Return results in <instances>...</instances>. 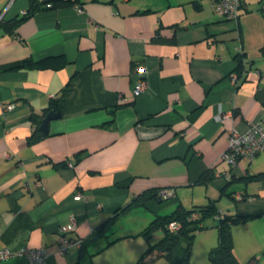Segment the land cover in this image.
I'll list each match as a JSON object with an SVG mask.
<instances>
[{"label":"crops","instance_id":"crops-1","mask_svg":"<svg viewBox=\"0 0 264 264\" xmlns=\"http://www.w3.org/2000/svg\"><path fill=\"white\" fill-rule=\"evenodd\" d=\"M82 1L40 11L12 34L0 28V248L45 247L46 264H88L103 239L84 253L76 244L58 252L71 217L78 229L69 238L87 240L111 219L116 230L141 193L169 189L172 212L216 200L229 216L254 217L232 226L235 253L263 263L264 181L242 179L264 172V152L234 170L221 156L231 132L264 112V0H243L238 20L218 16L210 0ZM29 6L0 0V22ZM239 54L249 62L240 78ZM27 60L50 63L28 68ZM142 63L148 89L135 97ZM73 77L61 117L42 133L32 116H44ZM36 130L46 136L29 144ZM205 173L211 179L200 184ZM205 232L209 253L218 230Z\"/></svg>","mask_w":264,"mask_h":264},{"label":"trees","instance_id":"trees-1","mask_svg":"<svg viewBox=\"0 0 264 264\" xmlns=\"http://www.w3.org/2000/svg\"><path fill=\"white\" fill-rule=\"evenodd\" d=\"M30 6L25 14L21 18H16L11 21H1L0 28L8 33H13L20 24L26 19L32 17L36 13L44 10H55L62 7L82 5V0H29ZM160 37H156L158 40ZM264 54V48L262 49ZM239 62L238 74L239 78L243 74L247 73L246 65L249 63L247 57L243 54L237 56ZM245 60L247 63L245 64ZM50 61L34 62L33 60L25 61L26 67H39L48 65ZM76 86V80L73 77L67 84L61 95L52 100L50 106L46 109L44 116H32V121L38 125H41L45 116L52 110L56 112L62 111V104L67 92L72 91ZM46 135L41 134L39 130H36L29 137V144L38 142ZM211 179V174L205 173L200 179V184H206ZM246 184L251 182L264 181V172H260L254 175H249L242 179ZM160 190L145 191L135 197L126 207L121 210V213L117 217L128 213L136 207H145L150 209L154 214V219L149 225L142 231L141 235L148 241L158 232L161 233L159 239L152 244L144 253L142 258L136 264H146L145 259L149 255H155L157 257H166L170 264H192L191 256L194 247V241L198 232H205L209 228L214 227L218 230V245L212 248L209 252V259L211 264H264V253L262 254L263 263H260L259 259L254 256L248 262H241L235 253V243L233 239L232 226L239 224L240 222L247 221L254 217H234L229 216L225 212H221L216 200L210 201L203 206H197L190 210L186 209L183 205L179 204L175 211L169 214H159V206L168 204L173 198H163L160 195ZM167 201V203H165ZM194 214H197L196 218H193ZM225 214L222 218L221 215ZM116 218V217H115ZM114 220L111 219L99 227L93 232L91 238L83 240L81 243L82 251H88V248L93 243L105 239V247L107 248L116 240H111L110 231L111 224ZM178 221L181 224V228L178 232L169 231L168 227L170 223ZM76 264H79L76 263Z\"/></svg>","mask_w":264,"mask_h":264},{"label":"built area","instance_id":"built-area-1","mask_svg":"<svg viewBox=\"0 0 264 264\" xmlns=\"http://www.w3.org/2000/svg\"><path fill=\"white\" fill-rule=\"evenodd\" d=\"M211 6L214 12L227 20H238L240 17L243 0H210ZM81 12L82 10L79 9ZM264 12V10H263ZM25 14V11L23 12ZM247 60H245V64ZM146 66L142 63L135 66L133 76L135 79L133 93L135 97H138L145 93L148 89V83L146 81ZM261 78H264V71H259L258 74ZM235 81L238 80V76H233ZM14 105H7L6 110L12 111ZM225 117L219 116V120L223 121ZM264 152V112L262 118L254 123H251L249 129L246 132H239L233 130L229 137L228 147L221 156V159L227 162L234 170L239 167L241 161L252 162L259 154ZM5 159H10L9 153L3 154ZM163 198H171L174 196L173 190H163L160 192ZM75 199L82 200L83 196L79 193ZM197 214H194L193 218H196ZM222 218L225 214L221 215ZM181 228V224L178 221L170 223L168 229L171 232H178ZM78 221L76 217H71L67 226L61 230V238L58 245V252L60 254L68 253L72 245H81L83 240L75 241L69 238V234L77 231ZM22 257L27 259L30 264H46L48 258V251L45 247L41 248H29L21 247L16 250L4 247L0 248V262H5L8 259Z\"/></svg>","mask_w":264,"mask_h":264},{"label":"rangeland","instance_id":"rangeland-1","mask_svg":"<svg viewBox=\"0 0 264 264\" xmlns=\"http://www.w3.org/2000/svg\"><path fill=\"white\" fill-rule=\"evenodd\" d=\"M165 203H167V201ZM174 206L175 205L170 203L159 206V214L165 215L171 213ZM154 217L155 214L145 207H136L126 213L122 220L118 222L116 230L110 234L111 240L116 241L107 248L102 249L96 255L93 262L88 260V264H136L147 249L161 236V233L158 232L148 241L141 235L142 231L149 225ZM206 235H208L206 232H198L196 234L191 256V261L193 260L195 264H211L209 253L204 251L203 246L208 240ZM105 242V239H103L98 245ZM145 263L170 264V261L166 257L149 255L145 259ZM81 264H85V261Z\"/></svg>","mask_w":264,"mask_h":264},{"label":"water","instance_id":"water-1","mask_svg":"<svg viewBox=\"0 0 264 264\" xmlns=\"http://www.w3.org/2000/svg\"><path fill=\"white\" fill-rule=\"evenodd\" d=\"M60 117H61V112H56L54 110L50 111L43 119L39 127V130L42 133H45V134L48 133L50 122L53 120L59 119Z\"/></svg>","mask_w":264,"mask_h":264}]
</instances>
